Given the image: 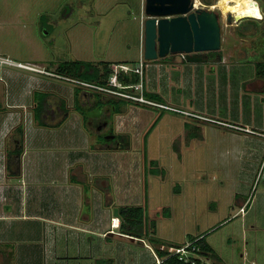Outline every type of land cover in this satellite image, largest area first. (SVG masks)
Segmentation results:
<instances>
[{
	"label": "rangeland",
	"instance_id": "1",
	"mask_svg": "<svg viewBox=\"0 0 264 264\" xmlns=\"http://www.w3.org/2000/svg\"><path fill=\"white\" fill-rule=\"evenodd\" d=\"M193 1L196 6L212 7L218 14L220 57L212 54L215 50H209L205 51L208 59L201 62H187L183 52L145 59L143 0H0V56L27 62L35 60L54 66L53 70L61 61L75 58L130 65L142 59V90L169 95L177 110L126 100L121 103L120 112H113L107 99L117 96L98 91L102 103L96 105L93 89L88 97L73 100L70 97L69 101L74 109L75 99L77 104L83 99L78 104L80 111L75 109L83 117L90 142L102 147L105 143L107 149L115 145L113 162L120 164L117 170L128 172L121 178L125 171H116L117 188L135 184L136 175L138 190L143 181H147L146 191L150 195L147 218L155 219L156 234L167 239V246L182 245L189 235L207 234L224 264H264V144L259 143L264 137L233 125L234 122L249 123L264 129L263 79L254 71L255 61L264 58V0H237V16L250 14L243 18H234L231 11H226L224 0ZM62 80L72 85L64 77ZM15 81L19 83L23 78L16 76ZM57 95L53 91L50 95L54 105L59 104L61 98ZM180 95V103L174 101ZM47 110L50 109L40 112ZM64 112L59 110V115L65 116ZM50 114L51 111L47 116ZM59 115L57 119L61 122ZM67 123L61 126L63 135ZM99 132L105 133L104 136L100 137ZM108 133H121V136L111 137ZM10 143L11 147L15 145ZM119 149L123 150L120 156ZM12 159L7 151L6 163ZM149 159L155 161L149 163ZM145 164L164 171L146 173ZM7 168V173L11 174ZM78 177L86 188L99 183L94 178L87 180L84 175ZM176 183L181 185L180 194L172 190ZM250 199L247 211L242 213ZM164 206L170 207V217L162 215ZM90 208L85 199L80 213L90 214ZM20 223H12L9 226L12 230L6 229L2 234L6 241L15 239L17 249L2 251L0 264L38 263L40 253L36 254V247L41 246L40 235L49 230L37 234L38 225L25 227ZM114 235V244L111 241L107 246L124 245L125 239ZM103 239L109 242V237ZM95 247V251L101 249V245ZM67 248L68 264L108 261V255L102 254L100 262L90 259L89 263H83L85 259H75V251L69 245ZM101 257L96 255V259ZM199 257L205 264L217 262L207 256ZM114 258L112 264L126 261L124 256Z\"/></svg>",
	"mask_w": 264,
	"mask_h": 264
},
{
	"label": "crops",
	"instance_id": "2",
	"mask_svg": "<svg viewBox=\"0 0 264 264\" xmlns=\"http://www.w3.org/2000/svg\"><path fill=\"white\" fill-rule=\"evenodd\" d=\"M25 64L34 67H28ZM53 68L35 60L27 62L0 56V197H2L0 198V253L5 249L9 251L17 249L15 239L6 241L2 234L6 233V229L12 230L9 226L18 221L25 227L38 225L40 229L36 231L37 234L41 231L43 233V230H49L45 235H40L41 246H35L38 249L36 254L40 253L37 264H68L65 260V255L69 251L67 245L75 251V259L76 257L85 259L83 263H89L90 259L100 262L103 254L108 255V261L104 264L114 263L115 255L124 256L126 258L124 264H153L155 255L157 256L153 245L168 250L171 249L170 246L179 245H166L167 239L156 234L158 228L153 217L148 216L149 219H154V226L150 229L154 227L152 235L157 237L159 242L151 243L147 239L121 232L119 227L110 228L114 206L141 203L144 189L143 170L140 175V183H142L140 190L137 188V175L136 183L128 186L129 188H117L118 181L115 174L122 169L117 170L120 164H115L111 157L115 145L107 149L90 142L81 113H78L75 108L71 109L73 104L69 103L70 97L72 100L77 97L82 98L75 95V83L72 78L55 73ZM16 76L23 78V81L16 83ZM63 77L72 85L62 80ZM34 90L47 92L51 106H54L53 113L45 119L46 124H38L33 118ZM52 91L65 100L67 112L64 117L63 114L59 115L58 104L52 103L50 98ZM159 93L165 103L177 107L168 99L169 95L161 91ZM176 98L174 101L180 103L182 96ZM58 115L61 116V122L57 119ZM20 120L24 127L23 148L20 154V173L14 175L7 173L6 154L11 148L12 127ZM212 120L215 123L227 125L224 121ZM66 123L68 131L66 129L63 135L61 126ZM233 125H237L238 128L235 127L237 129L255 132L258 136L264 137L263 128L240 122H234ZM114 135L108 133L107 136ZM259 140V143L264 144V139ZM131 149L134 150L133 147ZM117 152H120L118 153L120 156L123 150L119 149ZM121 164L126 165L123 162ZM127 174L128 172L125 171L121 178ZM78 175H84L87 180L94 178L99 183L86 188L84 181ZM128 178L130 180L131 177L128 176ZM177 183L176 190L173 192L180 194L181 185ZM182 187L184 189L185 185L182 184ZM7 197L9 200H4ZM149 197L147 193V198ZM124 198L127 200L124 201ZM85 199L91 205L90 214L80 213ZM250 203L251 199L247 205L245 204V210H242V213L247 211ZM170 215L171 210L168 215L163 216L170 217ZM113 234H115L114 237L124 238L125 240L122 239L125 241L124 245L111 247L109 244L107 246V243L111 241L114 244ZM103 237H109V242ZM205 238L210 243L207 234ZM97 244L101 245V249L98 248L95 251ZM103 247H105L104 250H102ZM25 249L26 245L23 250ZM96 255L101 258L96 259ZM133 258L136 263H133Z\"/></svg>",
	"mask_w": 264,
	"mask_h": 264
},
{
	"label": "trees",
	"instance_id": "3",
	"mask_svg": "<svg viewBox=\"0 0 264 264\" xmlns=\"http://www.w3.org/2000/svg\"><path fill=\"white\" fill-rule=\"evenodd\" d=\"M212 51V50H211ZM210 51V53H211ZM208 54V53H207ZM212 54L217 55L220 57V51L215 50L212 51ZM186 60V59H185ZM113 63H116V61H108V60H100L97 62H93L87 59H81V58H75L70 60H63L55 67L53 70L57 74H61L63 76H67L74 79H80L83 81H87L90 83H94L97 85H106L107 78L111 72V65ZM254 71L255 75L263 79V91H264V58L255 61L254 63ZM118 78L123 83H130V82H136L139 79V76L135 73L130 74H119ZM92 88L86 87V86H75V93L78 92V95L81 97H88L90 94V90ZM93 93L96 97L95 104L100 105L102 103L101 96L98 91V89L93 88ZM143 95L155 102L164 103V98L161 96L160 93L157 91H148L143 89ZM76 95V94H75ZM33 100L35 101V104L33 105V118L36 120L38 124H46L45 119L48 117L47 113L51 111L53 113V108L51 101L48 98V93L41 90H34L33 91ZM87 99H85L86 101ZM127 99L124 98H111L109 97L107 99L108 103H111L113 112H120L121 111V103H125ZM83 102V99L82 101ZM81 102H79L81 104ZM75 105L74 108L79 109V106L75 99ZM58 109L62 112L65 110L64 115H66L67 108L65 106V100L64 98H60ZM44 108H49L50 110L45 112H40ZM44 113V114H43ZM51 115V114H50ZM159 115V114H158ZM64 117V116H63ZM159 117V116H158ZM156 118V120L158 119ZM156 120L153 122V124L156 122ZM152 124V123H151ZM23 122L20 120L18 123H16L12 127V131L14 132L10 139L15 144L13 147H11L8 150V154L10 156H13V159L6 163V167H8V171L11 174L18 175L20 173V154L22 152L23 148V136H24V129H23ZM108 132H111L109 130ZM99 136H104L105 133H98ZM146 134V132H145ZM145 134L143 136V139L145 140ZM114 136H121V133H117ZM113 136V137H114ZM105 147V143L103 144ZM107 146V145H106ZM112 146H110L111 148ZM143 157H146V153L143 152ZM145 159V158H144ZM155 159H149L148 162L152 163ZM145 172L150 173H163V169L155 166H147L144 165ZM143 195H142V202L138 204H121L117 207V211L119 213V229L121 232L141 237L144 239H147L149 242H159L160 240L153 236L152 233H154V227L150 229L151 226H154V219H148L147 218V181H143ZM176 190V187L173 186V191ZM169 214V207L164 206L162 207V215H168ZM188 240H192L193 244L196 246V249H194V252L198 255H191L187 259L179 258L177 253H172L168 249H162L158 248L157 246L153 245V249L157 256L160 258V261L155 264H205L201 258L200 255L210 257L213 260H216L217 262H210V264H224L221 262V257L217 253V251L212 247V245L206 240L205 234H200L199 236H192L189 235Z\"/></svg>",
	"mask_w": 264,
	"mask_h": 264
},
{
	"label": "water",
	"instance_id": "4",
	"mask_svg": "<svg viewBox=\"0 0 264 264\" xmlns=\"http://www.w3.org/2000/svg\"><path fill=\"white\" fill-rule=\"evenodd\" d=\"M143 1L145 59L183 52L186 61L201 62L208 59L205 51L220 47L219 17L212 7L196 6L193 0ZM112 213L119 216L117 206Z\"/></svg>",
	"mask_w": 264,
	"mask_h": 264
},
{
	"label": "built area",
	"instance_id": "5",
	"mask_svg": "<svg viewBox=\"0 0 264 264\" xmlns=\"http://www.w3.org/2000/svg\"><path fill=\"white\" fill-rule=\"evenodd\" d=\"M26 66L30 67V65ZM142 70H143V63L142 59H139L138 61L134 62V64L130 65L125 62H116L111 65V72L107 78L106 85H97L94 83H90L87 81H83L80 79H74L72 80L80 86H86L94 89H98L100 91H107L110 92L111 94L116 95L119 98H124L127 100H132L138 103H148V104H153L157 105L159 107L167 108V109H175L177 108L172 107L170 105L164 104V103H159L152 101L148 98H146L143 95V90H142ZM130 73H135L139 76V79L136 82H130V83H123L122 81L119 80L118 75L119 74H130ZM242 209V207H241ZM116 216H111V225L115 223L113 220ZM118 219V217H116ZM118 222V220H117ZM111 228V227H110ZM194 249H196V246L193 244L192 240H188L184 242L182 245H174L171 247V252L172 253H177L179 258L182 259H187L190 254L195 253ZM155 262H159L160 258L155 255Z\"/></svg>",
	"mask_w": 264,
	"mask_h": 264
},
{
	"label": "bare ground",
	"instance_id": "6",
	"mask_svg": "<svg viewBox=\"0 0 264 264\" xmlns=\"http://www.w3.org/2000/svg\"><path fill=\"white\" fill-rule=\"evenodd\" d=\"M221 1H223V0H221ZM224 5H225V10L226 11H231L230 13H231V15L234 17V18H239V17H242L243 18V16H249L250 14H247V13H244V14H242V15H240V16H237V14H236V10H235V6L237 7L238 6V2H237V0H224ZM223 5V6H224ZM115 216H117V215H115ZM117 220L118 219H116V217L114 218V224H113V226L115 225V226H117Z\"/></svg>",
	"mask_w": 264,
	"mask_h": 264
},
{
	"label": "clouds",
	"instance_id": "7",
	"mask_svg": "<svg viewBox=\"0 0 264 264\" xmlns=\"http://www.w3.org/2000/svg\"><path fill=\"white\" fill-rule=\"evenodd\" d=\"M112 216H115V215H112ZM116 217H118V222H116L117 223V226H112L111 225V222H110L111 229L114 228V227H119L120 219H119V216H116Z\"/></svg>",
	"mask_w": 264,
	"mask_h": 264
}]
</instances>
